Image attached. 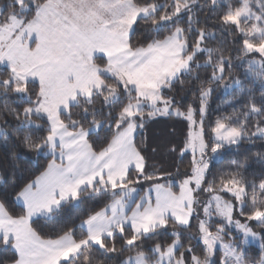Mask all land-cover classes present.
I'll return each instance as SVG.
<instances>
[{"label":"snow or ice","instance_id":"1","mask_svg":"<svg viewBox=\"0 0 264 264\" xmlns=\"http://www.w3.org/2000/svg\"><path fill=\"white\" fill-rule=\"evenodd\" d=\"M221 89L231 109L213 119ZM160 118L175 123L150 145ZM165 155L174 172L149 163ZM0 253L264 264V0L0 2Z\"/></svg>","mask_w":264,"mask_h":264},{"label":"trees","instance_id":"2","mask_svg":"<svg viewBox=\"0 0 264 264\" xmlns=\"http://www.w3.org/2000/svg\"><path fill=\"white\" fill-rule=\"evenodd\" d=\"M2 1V0H0ZM237 74L242 73V69L239 67H236L233 69ZM181 95L184 97V102H192V95L191 93H181ZM231 109V97L221 89L217 90L213 93L212 98L210 100V112L212 114V118L214 119L216 115L222 112L230 111ZM175 123L174 120H166L164 118H160L156 121H151L146 125L145 130H143L140 133V138L146 136L148 143L150 145L158 142L161 138H165L169 129V126L171 124ZM179 129V135L176 137L177 141L182 139V134L184 131V126L177 125ZM244 151H255L254 148H251L247 144L244 145V147L241 149V152ZM233 158H238V157H228L225 159L224 164L222 165L223 167H227L229 160ZM191 161V153H186L185 156L182 158V162L180 164L181 171H184L185 169L188 168L189 164ZM20 162L21 163H27L31 162L32 169L35 171L38 168L36 160L31 157L30 154H21L20 156ZM153 162H156L160 165H162L164 168H166L168 171H175V158L173 157H168V156H157L155 158H150L149 163L152 164ZM40 163H43V160L40 161ZM220 166V165H218ZM16 210L19 211V206L16 205ZM74 213L72 210H69L64 217L59 220V221H54L52 224H49L48 227L45 229V231H48L55 223H68L71 224L73 220ZM43 223V221H42ZM259 230V229H258ZM250 251L253 252V255H247L248 259H254V260H259L261 258V252L258 246L256 245H250ZM3 253H0V258L3 257ZM7 255H11V253H8Z\"/></svg>","mask_w":264,"mask_h":264},{"label":"rangeland","instance_id":"3","mask_svg":"<svg viewBox=\"0 0 264 264\" xmlns=\"http://www.w3.org/2000/svg\"><path fill=\"white\" fill-rule=\"evenodd\" d=\"M0 2H3V0L2 1H0ZM253 226L255 227V224L253 223ZM258 230V229H257ZM253 245H256V246H258V244H253ZM259 247V246H258ZM247 255H253V252L252 251H250V246H248V251H247ZM249 260H251V261H259V260H254V259H249Z\"/></svg>","mask_w":264,"mask_h":264}]
</instances>
